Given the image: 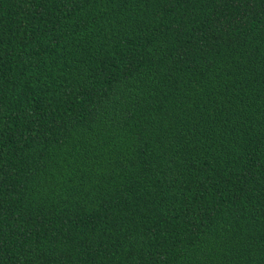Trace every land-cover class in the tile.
Segmentation results:
<instances>
[{
  "label": "trees",
  "instance_id": "16d2710c",
  "mask_svg": "<svg viewBox=\"0 0 264 264\" xmlns=\"http://www.w3.org/2000/svg\"><path fill=\"white\" fill-rule=\"evenodd\" d=\"M0 264H264V0H0Z\"/></svg>",
  "mask_w": 264,
  "mask_h": 264
}]
</instances>
